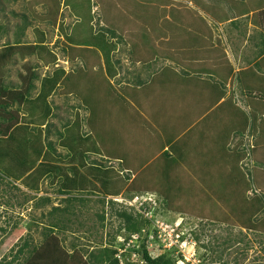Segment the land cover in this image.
<instances>
[{
    "label": "rangeland",
    "instance_id": "obj_1",
    "mask_svg": "<svg viewBox=\"0 0 264 264\" xmlns=\"http://www.w3.org/2000/svg\"><path fill=\"white\" fill-rule=\"evenodd\" d=\"M23 17L29 25L18 37ZM55 17L56 24L52 25ZM232 19H236L234 24ZM247 22L254 26L261 23L263 27L261 31L251 30ZM243 28L252 35L249 40L242 39L247 32ZM203 30L207 33L203 46L212 50L200 55L207 61L202 65L213 71L210 78L194 76L190 72L198 65L187 63L192 40L197 39L196 32ZM17 41L39 46L42 55L14 56L6 68V85L19 87V76L27 73L25 67L32 68L40 78L60 75L59 68L65 69L61 87L55 89L53 97L64 95L66 105L53 98L44 101L47 95L42 96L37 103L45 105V109L41 119L34 121V127L28 123L29 116L25 119L20 114L17 127H27L15 128L11 140L0 141V259L10 249L12 258L25 240L32 245L58 242L67 253L78 251L76 258L82 262L101 247L119 248L125 234L116 231L122 220L100 200L108 192L120 190L125 175L151 162L164 146L162 143L175 140L180 133L183 138L178 141L184 144L186 154L179 162H183L184 181L189 179L187 192L191 193L194 184H207L208 166L218 162L222 146L214 152V162L208 164L211 155L204 149L205 144L200 138L195 142L200 147H194V134L187 139V130L205 102L198 98L201 93L212 96L210 92L219 93L221 85L225 96L231 91L225 88L230 75L223 78L226 70H222V75L218 71L222 52L236 55L241 46L237 55L243 59L240 61L237 56V65L241 69L252 66L248 74H238L233 69L230 82L232 90L241 91V95L237 94L239 99L234 94L228 102L233 110L242 111L237 114L241 122L246 116L254 118L246 106L249 98L262 103L255 92L251 97L242 93H247L245 87L252 86L253 79H264L245 51L255 43L264 47V0H0V49ZM76 58L81 61L74 66L72 60ZM179 62L182 64L176 66ZM252 70L253 75L249 74ZM135 83L142 85L137 87ZM255 113L262 114L259 110ZM22 120H26L24 124ZM44 120L47 128L38 130L39 122ZM201 130L207 137L217 133L218 127L199 125L192 133L199 134ZM58 132L61 139L56 137ZM238 135L242 137L241 131ZM250 139L253 158L259 161V166L254 161L253 178L264 187V147L254 145L256 136L250 135ZM48 142L53 151L48 149ZM247 166L242 163L241 168ZM214 167L216 171L220 169ZM76 170L78 174L74 175ZM227 170L222 171L224 177ZM128 185L129 182L125 187ZM125 187L120 195L106 200L116 203L115 210L127 208L133 215L142 214V203L151 205L147 212L150 225L144 226L137 236L147 238L145 245L153 258L162 246L167 256L177 260L175 264H264V235L201 221L196 218L198 212L186 216L167 212L161 198L156 203L155 194L134 195L127 193ZM60 190L70 193L60 194ZM255 192L264 194V188ZM41 198L50 203L44 205ZM179 205L180 202L175 207ZM56 208L60 210L53 211ZM215 210L209 207L206 213L209 217L218 215ZM99 216L104 217L102 228ZM58 219L62 220L59 227L64 231L59 228L53 234L46 232L47 238L43 236L44 229ZM176 234L180 236L178 242ZM139 245L135 243V249ZM45 253L31 264H49L54 254L51 248ZM61 254L58 252L57 259ZM124 256L126 261L122 264L140 259V254Z\"/></svg>",
    "mask_w": 264,
    "mask_h": 264
},
{
    "label": "trees",
    "instance_id": "obj_2",
    "mask_svg": "<svg viewBox=\"0 0 264 264\" xmlns=\"http://www.w3.org/2000/svg\"><path fill=\"white\" fill-rule=\"evenodd\" d=\"M52 21L53 23L51 24L55 25L56 17ZM28 25L29 23H27V19L23 17V25L20 27L18 37L23 36L24 30ZM205 32V30H203L202 33H200V31L198 33L196 32L198 37L196 40H192L193 44L191 45V49H189L191 58L187 63L192 64L193 66L198 62L201 64V62L205 60L200 54L206 55L212 50L209 47L206 48L203 46V43L206 40L205 36L207 34H205ZM37 47L33 45H22V43L17 41L14 44L4 45L0 49V139H5L4 141L6 142V138L10 139V134L13 132L12 130L17 128L19 119L21 118L20 108L27 102L28 99H30V94L35 88L34 82L38 79V76L33 72L32 68L25 67V71L27 73L24 76H19L21 81L19 87L11 86L9 84L6 85V68L9 64H11L14 56H19L21 58L34 56V54L39 50V46ZM180 64L182 63H175L176 66ZM256 67L258 70H264V57L260 60ZM192 71L193 72L190 73L194 76L203 75L207 78L213 76V73L206 72L204 69L203 72L198 70V68ZM239 74L243 73L240 72ZM207 80L204 82L209 83ZM138 82L140 84L141 81H137V83ZM137 83L134 85H139ZM141 85L137 87H141ZM55 86L56 84H53L52 88H55ZM252 92H255L256 98L262 102L264 101V89L262 90V82H257L255 85L247 86V95H249V97L253 94ZM250 102L252 103V101ZM254 122V118L252 121L244 118L241 130L243 138L245 134L247 136V133L251 136H256V138L258 136L264 137V127H260L258 129V133ZM261 122L263 123L264 119H262ZM47 136L48 135L45 136L46 141H48ZM56 137L61 139V133H56ZM172 140L173 139H170V141ZM179 141H173L167 149L162 146L157 157L152 159L151 162L146 163L145 166L141 167L139 170L125 175L123 185L120 190L116 189L115 191L108 192L100 200L102 203L106 202L107 205H110L117 218L120 221L122 220V224L119 225L116 231V234H120L121 232L125 234L123 241L118 243L119 248L110 246L101 247L96 254H90L89 258L82 262L80 259L78 260L76 258L78 251L74 249V252L72 251V253H67L64 247L60 246V243L58 242L32 245L28 240H25L18 252H16L15 255L13 254L12 258H10V256L12 255L13 249H10L11 251L8 255H3L0 259V264H31L33 263L31 261H34L35 263L38 258L46 256L45 252L48 248H51V252L54 254L52 257L53 259L49 264H122L126 261L124 255L127 253H134L135 255L140 254V259H138V261H131V263L128 264H175L177 260L174 261V259H172L173 257L171 258L167 256V250L163 249L162 246L158 247V252L160 253L156 258L150 256L145 245L147 238L139 239L137 236L144 226L147 227L150 225L151 220H147V212L151 209V205L147 202L142 203L140 207L142 214L137 212L133 215L127 212V208L115 210L114 207L117 206L116 203L109 199L106 200L107 197L110 198L120 195V192L123 190V187L126 186L127 182H129V185L125 187V191L127 190V193H132L134 195L155 194L156 203L160 201L161 198L163 200L162 205L167 212L172 211L181 216H186L189 212H198L196 218L199 217L201 221H207L213 225L217 223L219 225H226L229 227L232 226L239 228L240 230H244L249 234L264 235V194L255 192V189L261 190V188L264 187L262 186V183L257 181V179L250 176V171L245 172V168H241L243 161L248 162L249 160H253L254 153L251 149L252 145L250 140H246L245 143L242 141L244 146L243 148L238 145L236 147H232L231 144L227 145V147L222 145L219 152L220 158L217 163H214L215 165L211 163L214 162V152L216 150L208 152V155L211 156L207 160H210L208 164L211 165H209L207 169V184H201L198 186L194 184V188L191 193L187 192L189 179L184 181L183 175H181L184 168L181 170L183 162H179V159L182 158L186 149L184 144L179 143ZM47 147L49 150L53 151L49 142L47 143ZM214 166L219 167L221 170L219 169L216 171ZM223 169H228L227 172H225L226 177H224V173L222 172ZM75 174H78L77 170L74 171V175ZM217 174L220 175V178L215 177ZM68 188L71 189L70 187ZM68 191L69 190L64 192L60 190L59 193L67 195L70 193ZM248 192H251L250 197H248ZM131 196L132 195L129 197ZM40 200L44 205L50 203L49 199L41 198ZM78 200L80 202H84L83 199ZM74 201L77 200L74 199ZM178 202H180V205L175 207V205H178ZM215 206H217L216 210ZM209 207L215 210L214 212H217L218 215L209 217L206 213L208 212L207 208L209 210ZM222 208H225L228 213L224 214L223 212L226 210L224 209L222 212ZM57 210L59 211L60 209H53V211ZM63 212L66 213L65 211ZM211 212L213 211H209V214ZM98 219L101 222L100 228H102L104 217L99 216ZM59 225L62 226V220L60 219L51 223L44 229L45 234L43 236H46V238L49 236L46 232L53 234L60 228ZM140 225L142 226L140 227ZM60 231H64L62 227L60 228ZM154 235L156 237V232ZM179 239L180 236L176 234L177 242ZM44 242H46V240ZM138 242L140 244L139 248L135 249V243ZM229 243H231V241H229ZM223 244V246L226 245L225 243ZM109 245H112V243L110 242ZM172 249H174L173 252H176L177 255V247ZM58 252L63 255L60 256L59 259L56 257ZM91 252H93V250ZM65 255L68 257L66 258ZM35 258L37 259L35 260ZM18 260H20V262ZM178 260H182L183 262L182 258Z\"/></svg>",
    "mask_w": 264,
    "mask_h": 264
},
{
    "label": "crops",
    "instance_id": "obj_3",
    "mask_svg": "<svg viewBox=\"0 0 264 264\" xmlns=\"http://www.w3.org/2000/svg\"><path fill=\"white\" fill-rule=\"evenodd\" d=\"M253 12H255V11H253ZM253 14L254 13H252V20H254ZM245 16H243V17H245ZM74 19H76V21H77V17H75ZM234 20H236V19H232L231 21L233 22ZM247 26L251 30H255V31H257V30L258 31L259 30L261 31V29L263 27L261 23H258V25L254 26L252 24V22H247ZM243 27H245V26H243ZM239 28H240V26H239ZM243 29L244 30H247L246 28H243ZM248 30L246 32V35H244V37L242 35V39L243 38H245V39L247 38V40H249V38H250L249 36H252V35H248L249 34ZM258 34H260V33H258ZM258 46H260L261 49L257 50V47ZM239 48L241 49V46H239ZM239 48H235V49L238 50ZM240 49H239V51H240ZM40 50L41 49L39 48V50L35 53L36 54V58L39 55H42L40 53ZM239 51L237 52V54L239 53ZM245 51L248 53V55L250 54V57H249L248 60L249 61L250 60L253 61L252 64L255 65L254 68H257L256 65L264 57V47L262 49V46L259 45V43L258 44L255 43L254 46H250V48H247ZM237 54L234 55V54L231 53V51H228V53H227V50L224 51V52H222V66H220L219 67L220 70H218L219 73H221V75H222V70H226V72L224 73L223 78H225V77H227V76L230 75L229 76L230 78L229 77L227 78L228 79V82L226 84L227 87H225V88H227V90H229L231 88L230 89L231 91L228 93V95L225 96V93L223 91L224 88L220 84L221 85L220 86L221 89H220V92L219 93H212V92H210L212 94V96H210L207 93H204V94L201 93L200 94L201 96L198 97V98H200V100L205 101V102H204L203 106L201 107V109L199 110L197 117H193L192 127L188 128V130H187V139H189L190 136L192 134H194V136L192 138V141H191V142H194V144H192L194 147H200L198 144H195V142H199L200 141V138H201V141L205 144L203 146L204 149L208 150V152H211L212 150L215 151L218 147H220L222 145H224L226 147L229 144H231V146L234 145L235 147L237 145H239L240 137H239L238 133L242 130L243 122H241L242 121V118L239 117L237 114L238 113H242V111L233 110L232 109V105H229L228 102L233 100L234 94H236V98L239 99V96L237 94H240L241 95V91H239V90L238 91H235L234 89L232 90V86H230V82H232V80L234 78V76H233V69H234V72L235 73H238V74L240 72L241 73H246L248 71V69H250L252 66L247 67V68H242V69L239 68V66L237 65L238 64L237 63V60H236L237 59V56H238ZM98 57H99V55H98ZM238 58H239L240 61L243 59L240 56H238ZM78 60L81 61V59H78ZM78 60H77V58L75 60H72L73 63H74V66L80 65V64L77 63ZM224 61H226V62H224ZM205 62H207V61L206 60H203L201 62V64H200V62L197 63L198 70H201L203 72V69H204L206 72L212 73L213 72L212 69L205 68L202 65ZM75 63H77V64H75ZM43 69H46V67H44ZM59 69L61 70V74H64L67 71V70L64 69L65 70V72H64L63 69H61V68H59ZM256 70L258 72V75L264 74V70H258V68ZM244 71H246V72H244ZM68 72H71V71H68ZM61 74L60 75H57V76L55 74H52L50 76H42L41 78L38 75L37 81L34 82V87L35 88H34V90L30 94V99H28L27 102L25 104H23L22 107H21V109H20V114L22 115V118H25L26 119V117H28V116L30 117V120H29L28 123L32 127H34L33 126V123H36L34 121H39L41 119V116H42V113H43L42 111H44V109H45V105H42L41 103L40 104L37 103L38 100H40L42 98V96L44 97L45 95H47V96H45L46 99H44V101H46V100L49 101L50 98H53L54 101L55 100L57 102L60 101L61 104L66 105L65 102H63L64 95L63 96L62 95H60V96L59 95H56L55 97H53V93H54L55 89L61 87L63 78L65 76V74L62 75V76H61ZM246 74H248V73H246ZM249 74L253 75V70L251 72H249ZM217 80L219 81V80H222V79H218L217 78ZM257 82H262V90H263L264 89V79H262V78H256V79H253V81H252L253 85L257 84ZM53 84H56L55 88H52ZM126 88H128V87H126ZM245 88H246L245 90H247V87H245ZM244 92L242 94L245 97L246 96L249 97V95H247V93H244ZM67 97L70 98V97H73V95H68ZM216 99H217L218 102H215ZM254 100H256V99H250L249 98V102H248V104H246V106H248L249 108H251V110L253 112L252 115L254 117L255 126L256 127H264V124L261 122L262 119H264V101L261 103V105H259ZM211 101H213V102L210 103ZM250 101H252V103ZM52 106L55 109H58L56 107L57 106L56 104H53ZM67 107L69 109L71 108L70 105H68ZM74 107H77V106H73V108ZM228 108L231 109V110H229ZM258 110L261 111L262 114L255 113V111H258ZM50 112H51V110H50ZM31 116H32V118H31ZM243 117H244V115H243ZM244 118H248V117L246 116ZM248 119L250 121L253 120L252 118H248ZM24 121H26V120H24ZM24 121L22 120L21 122L24 124ZM239 122H241V123H239ZM39 125L40 126L37 127V129L38 130L40 129V130L44 131L43 130V129H45L44 126L45 127L47 126L46 120L40 121L39 122ZM199 125L201 127H218V131H217V133H213V134H211L210 136H207V137H206L205 134L204 135H203V133L201 134L202 130L199 132V134L198 133L196 134L195 132L192 133V131L195 129V127L196 126H199ZM19 127H27V126L26 125H22V126H18L17 128H19ZM12 131L15 132V129L12 130ZM258 131L259 130H257V132ZM13 132L10 135H12ZM200 135H201V137H200ZM232 135H234V136L232 137ZM179 137H180V139H182L183 138V135L180 133L179 136H177V138L175 140H172V141L169 140L170 142L168 141V143L167 142L166 143H162V145H164L163 147H165L167 149L169 147L170 143H172L173 141H178V138ZM169 139H170V137H169ZM4 140L3 139H0V141H4ZM6 140H7V142L9 141V139H7V138H6ZM210 141H211V143H210ZM256 145L258 147H260V148L264 147V137H262V136L259 137L258 136L257 137ZM206 162L209 163L210 160H207ZM256 162H257V164L259 166V161L256 160Z\"/></svg>",
    "mask_w": 264,
    "mask_h": 264
},
{
    "label": "clouds",
    "instance_id": "obj_4",
    "mask_svg": "<svg viewBox=\"0 0 264 264\" xmlns=\"http://www.w3.org/2000/svg\"><path fill=\"white\" fill-rule=\"evenodd\" d=\"M241 138H243V137H241ZM241 138L239 140V145L238 146H240L242 148L244 147L242 141L245 143L246 140H250V142H251L249 133H247V136L245 134L243 139H241ZM256 141H257V138H256ZM254 145H256V142H254ZM232 147H235V146L233 145ZM251 149L253 150L254 147H251ZM254 161L256 162V160L254 158H253V160H249L248 162L243 161V164H247L248 165L247 167H245V168H247V169H245V172L250 171L251 172L250 173L251 177H253V173H252L251 170H253V168H254V163H255ZM256 164H257V162H256Z\"/></svg>",
    "mask_w": 264,
    "mask_h": 264
}]
</instances>
